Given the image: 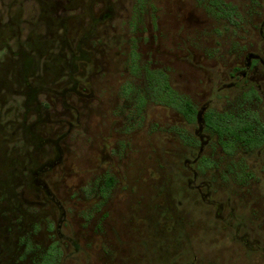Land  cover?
<instances>
[{
    "label": "rangeland",
    "instance_id": "rangeland-1",
    "mask_svg": "<svg viewBox=\"0 0 264 264\" xmlns=\"http://www.w3.org/2000/svg\"><path fill=\"white\" fill-rule=\"evenodd\" d=\"M212 1L0 0V264H264V144L201 120L264 127V0Z\"/></svg>",
    "mask_w": 264,
    "mask_h": 264
},
{
    "label": "trees",
    "instance_id": "trees-1",
    "mask_svg": "<svg viewBox=\"0 0 264 264\" xmlns=\"http://www.w3.org/2000/svg\"><path fill=\"white\" fill-rule=\"evenodd\" d=\"M212 3L216 6H218V3L221 4L219 0H213ZM218 8L224 11L223 8ZM147 76L152 84L151 89L155 94H158L160 104L175 110L187 123L195 122L197 116L195 107L172 90L162 72H149ZM250 92L254 95L252 89H248L247 93ZM201 120L204 128L217 136V141L225 155H233L236 146L258 148L264 144V127H257V133H254L255 125L245 118L217 114L214 111L207 110L202 114ZM201 162L204 163V159H201ZM51 257L52 254H47L40 264H52L53 257Z\"/></svg>",
    "mask_w": 264,
    "mask_h": 264
},
{
    "label": "flooded vegetation",
    "instance_id": "flooded-vegetation-1",
    "mask_svg": "<svg viewBox=\"0 0 264 264\" xmlns=\"http://www.w3.org/2000/svg\"><path fill=\"white\" fill-rule=\"evenodd\" d=\"M251 61L252 62L253 61L258 62L260 65H264V52H263V57H261V58L259 56L253 54L252 59L251 60H247L246 69L250 68ZM240 76H241V78H246L247 77V73L242 72Z\"/></svg>",
    "mask_w": 264,
    "mask_h": 264
}]
</instances>
